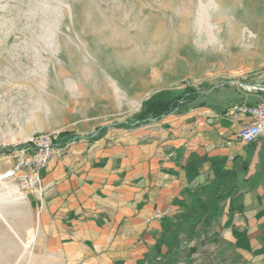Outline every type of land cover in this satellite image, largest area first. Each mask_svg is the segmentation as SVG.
Here are the masks:
<instances>
[{
	"label": "rangeland",
	"instance_id": "374dc122",
	"mask_svg": "<svg viewBox=\"0 0 264 264\" xmlns=\"http://www.w3.org/2000/svg\"><path fill=\"white\" fill-rule=\"evenodd\" d=\"M126 3L145 21L142 32L162 22L158 36L133 46L132 64L122 61L110 73L87 65L74 71L58 56L57 41L48 48L56 35L69 40L72 31L78 36L73 23L80 11L89 24L110 23L126 17L118 8ZM175 16L180 20L172 21ZM254 85H264V0L224 5L216 0H0V264H71L37 237L23 201L14 203L24 192L10 172L19 158L33 152L16 146L41 134L67 130L74 138L93 137L119 128L140 113L148 98L168 97L164 91L192 87L203 94L196 103L210 104ZM135 123L130 127L140 124ZM9 146L12 151H2ZM188 220L194 215L177 224L161 252L149 253L161 258L145 264L214 258L213 238L205 247L208 239H195L202 234L196 236Z\"/></svg>",
	"mask_w": 264,
	"mask_h": 264
},
{
	"label": "crops",
	"instance_id": "0c3cea01",
	"mask_svg": "<svg viewBox=\"0 0 264 264\" xmlns=\"http://www.w3.org/2000/svg\"><path fill=\"white\" fill-rule=\"evenodd\" d=\"M261 99L264 85L77 137L14 203L23 201L37 237L71 264H145L161 258L149 253L167 242L156 249L164 225L185 220L188 195L210 205L219 195L218 215L195 238L209 247L212 237L218 251L189 264H264V134L241 142L249 118L234 109ZM155 209L170 213L153 219Z\"/></svg>",
	"mask_w": 264,
	"mask_h": 264
},
{
	"label": "bare ground",
	"instance_id": "6f19581e",
	"mask_svg": "<svg viewBox=\"0 0 264 264\" xmlns=\"http://www.w3.org/2000/svg\"><path fill=\"white\" fill-rule=\"evenodd\" d=\"M216 1L219 5L234 3V0ZM84 6L85 5H83V7ZM120 7L123 12H126V17L112 22L110 21V23L96 22L94 24H89L88 22L90 20L84 19L79 15L82 12L84 13V11H80L73 23V28L76 30L75 32L78 36L76 37L72 34V31H69V40L56 35L52 39H49L48 48H52L55 41H57V44L60 46V53L58 56L64 61V65L72 68L74 71L77 70L80 65H87L95 70L102 68L110 73L113 66L122 61L132 64L136 58V55L132 52L133 46L144 38L153 39L158 36L162 29V22L157 21L151 27H144V31L142 32L143 28H141V25H147L141 18L138 19L137 15H132V6L126 3L125 5L118 6V8ZM179 20V17H172V21L176 22ZM123 36L131 42H125ZM84 57L85 59H83ZM82 60H85L86 63L82 64ZM137 71L141 73L139 68L136 72ZM139 73L138 76L140 75ZM246 87L249 88L248 86ZM7 175L6 173L1 176ZM9 226L11 228V225ZM33 236L34 235L31 234V239ZM27 243L28 242L24 243L26 247L29 244Z\"/></svg>",
	"mask_w": 264,
	"mask_h": 264
},
{
	"label": "trees",
	"instance_id": "16d2710c",
	"mask_svg": "<svg viewBox=\"0 0 264 264\" xmlns=\"http://www.w3.org/2000/svg\"><path fill=\"white\" fill-rule=\"evenodd\" d=\"M168 97H152L148 98L144 104L143 109L140 111V113L131 121L127 120L125 122H121L118 124L120 127H130L135 125V122L141 123L148 121L150 119H158L163 114L181 110L186 108L189 104L194 103L198 99H200L203 94L200 90L192 88V87H186L182 92L180 93H174L169 91L162 92ZM199 105H205L204 101H201L198 103ZM103 133L98 132L95 136L90 137V139L94 140L100 137ZM75 137V134L71 131H60L57 134L56 139V145L63 146L66 142H69L72 140V138ZM27 146H30L29 141L18 145L16 147L25 148ZM14 146H9L3 148L2 151H12ZM220 200V196H216V198L213 200L212 204H208L205 201L200 200L195 195H188V209L189 212L186 215V217H183V219L189 218V213H192L194 215L195 220H188L189 226L194 227L197 223H199V228L195 232V235L198 236L201 232H203L205 229L211 226V223L218 215V203ZM177 224L170 225L169 223L164 225L163 228V238L156 243L155 247L157 250H159L160 246L164 244L169 236H172L174 232L177 229Z\"/></svg>",
	"mask_w": 264,
	"mask_h": 264
},
{
	"label": "built area",
	"instance_id": "2783aa9c",
	"mask_svg": "<svg viewBox=\"0 0 264 264\" xmlns=\"http://www.w3.org/2000/svg\"><path fill=\"white\" fill-rule=\"evenodd\" d=\"M258 86V85H254ZM253 86V88H254ZM234 109L248 115V120L243 122L237 132V138L243 143H251L258 136L264 134V99L255 104L235 105ZM57 134H41L29 139L30 146L25 148L33 149L32 153H25L13 166L11 173L17 179L19 190L26 192L34 187L40 179V171L45 168L48 161L59 154L62 146L56 145ZM72 138L71 141H74ZM69 141V142H71ZM66 142V143H69ZM65 143V144H66ZM170 213V209H155L152 218L162 219Z\"/></svg>",
	"mask_w": 264,
	"mask_h": 264
}]
</instances>
